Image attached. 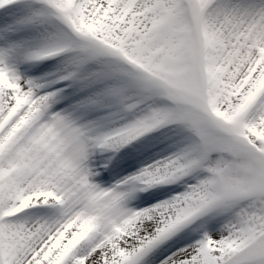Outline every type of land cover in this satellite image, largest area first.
I'll list each match as a JSON object with an SVG mask.
<instances>
[{
  "label": "snow or ice",
  "instance_id": "snow-or-ice-1",
  "mask_svg": "<svg viewBox=\"0 0 264 264\" xmlns=\"http://www.w3.org/2000/svg\"><path fill=\"white\" fill-rule=\"evenodd\" d=\"M0 264H264V0H0Z\"/></svg>",
  "mask_w": 264,
  "mask_h": 264
}]
</instances>
